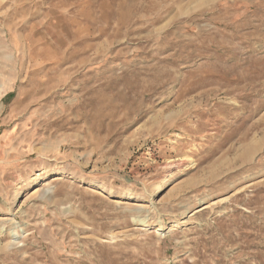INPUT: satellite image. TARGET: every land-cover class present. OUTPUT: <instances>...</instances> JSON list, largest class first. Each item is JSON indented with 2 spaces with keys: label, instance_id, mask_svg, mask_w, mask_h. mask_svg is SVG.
Masks as SVG:
<instances>
[{
  "label": "rangeland",
  "instance_id": "rangeland-1",
  "mask_svg": "<svg viewBox=\"0 0 264 264\" xmlns=\"http://www.w3.org/2000/svg\"><path fill=\"white\" fill-rule=\"evenodd\" d=\"M0 264H264V0H0Z\"/></svg>",
  "mask_w": 264,
  "mask_h": 264
},
{
  "label": "bare ground",
  "instance_id": "bare-ground-1",
  "mask_svg": "<svg viewBox=\"0 0 264 264\" xmlns=\"http://www.w3.org/2000/svg\"><path fill=\"white\" fill-rule=\"evenodd\" d=\"M250 147V146H249ZM251 148V147H250ZM253 148V147H252ZM248 149V148H247Z\"/></svg>",
  "mask_w": 264,
  "mask_h": 264
}]
</instances>
